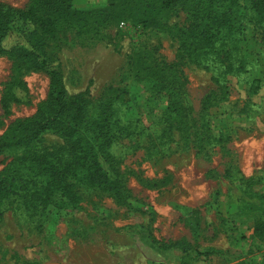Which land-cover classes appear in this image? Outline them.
Segmentation results:
<instances>
[{
    "label": "rangeland",
    "instance_id": "1",
    "mask_svg": "<svg viewBox=\"0 0 264 264\" xmlns=\"http://www.w3.org/2000/svg\"><path fill=\"white\" fill-rule=\"evenodd\" d=\"M111 1L117 8L114 20L55 22L53 33L42 37L69 94L87 90L93 103L108 87L126 90L117 115L129 134L112 145L124 201L84 188L77 207L50 209L43 221L21 199L8 197L0 206V264H264V239L253 234V226L264 223L263 29L241 1L234 8L240 37L227 66L232 69L220 74L227 61L178 60V40L168 27L185 24L183 7L160 10L159 0ZM0 4L31 18L12 26L4 48L27 46L24 32L37 25L32 14L42 5L36 0ZM70 5L98 10L108 0ZM135 52L159 66L179 64L192 108L186 124L182 117L162 121L166 98L150 96L127 71ZM48 86L44 72L0 53V134L32 115ZM61 144L58 136L43 135L42 147ZM22 152L0 155V178ZM174 241L173 248H159Z\"/></svg>",
    "mask_w": 264,
    "mask_h": 264
},
{
    "label": "trees",
    "instance_id": "2",
    "mask_svg": "<svg viewBox=\"0 0 264 264\" xmlns=\"http://www.w3.org/2000/svg\"><path fill=\"white\" fill-rule=\"evenodd\" d=\"M128 1L132 3L135 0ZM241 1L248 4L254 23L264 32V0H159L160 10L181 6L186 13L185 24L168 27L178 40V60L195 63L212 60L217 64L227 61L220 74L232 69L228 67L236 54V43L240 37L234 8ZM36 2L42 5V10L32 14L37 25L24 32L27 46L10 48H4L3 39L12 26L17 21L31 18L0 4V53L9 55L27 68L44 72L49 78L46 98L34 113L18 118L0 134V155L23 148V155L15 158L18 163L3 170L0 206L8 197L16 196L26 210L33 212L30 214L42 217L44 221V213L50 209L65 211L69 207H77L80 191L84 188H97L123 200L120 162L112 151V145L129 134V127L121 124L117 115L120 108L117 102H121L126 90L108 87L93 103L87 90L69 94L60 73L52 66L42 37L47 32V35L53 33L55 22L82 23L91 19L103 23L106 19L114 20L117 8L113 2L108 0L106 7L88 11L72 9L71 0ZM143 12H147V7ZM147 21L148 18L141 20L143 25ZM140 54L142 52H135L129 59L127 71L131 72L133 79L142 81L150 96L166 98L162 121L167 119L170 123L182 117L186 124L191 119L189 113L192 108L186 97V77L179 67L176 68L179 64L170 62L159 66L154 63V58ZM45 133L58 136L62 140L61 146L42 147ZM193 136L198 138V129ZM199 145L200 142L197 143ZM2 214L0 209V218ZM253 234L264 239L263 222L253 226ZM176 243L160 244L159 248H173Z\"/></svg>",
    "mask_w": 264,
    "mask_h": 264
},
{
    "label": "crops",
    "instance_id": "3",
    "mask_svg": "<svg viewBox=\"0 0 264 264\" xmlns=\"http://www.w3.org/2000/svg\"><path fill=\"white\" fill-rule=\"evenodd\" d=\"M232 263H234V262H227V264H232Z\"/></svg>",
    "mask_w": 264,
    "mask_h": 264
}]
</instances>
